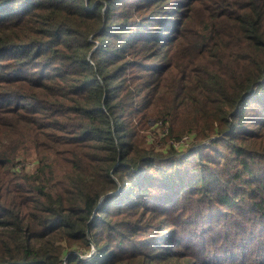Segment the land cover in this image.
Masks as SVG:
<instances>
[{"label": "trees", "instance_id": "obj_1", "mask_svg": "<svg viewBox=\"0 0 264 264\" xmlns=\"http://www.w3.org/2000/svg\"><path fill=\"white\" fill-rule=\"evenodd\" d=\"M120 1L0 0V264H62L70 249H89L91 242L94 255L85 260L71 255L67 264H264L263 255H254L255 245L243 247L240 255L218 247L208 252L192 247L190 239L184 246L175 230L124 244L117 219L138 209L162 215L163 202L168 211L176 208L183 189L174 167L185 163L182 150L188 140L194 139L192 150L216 136L211 149L216 156H194L195 185L210 190L204 198L214 193L224 212L237 204L244 216L256 215L264 224V169H251L264 165V150L246 145L263 137L264 112L247 106L252 101L264 106L255 96L264 89V0H209L196 19L203 22L189 32L181 18L196 0H124L126 9L118 13ZM184 37L179 55L186 61L174 63V49ZM152 48L155 56L140 62ZM166 56L172 82L168 76L159 82L166 67L151 64ZM130 67L148 71L138 85L146 87L148 102L137 103V90L120 94V86L126 90L137 80L126 76ZM40 88L42 95L65 89L58 94L65 100L59 111L40 97ZM159 99L165 108L157 110L153 124H169L161 139L165 154L141 146L131 130L132 115L143 108L139 116H148ZM175 109L185 114L176 119ZM252 109L256 113L249 115ZM19 133L38 150L42 165L33 172L18 165ZM218 144L227 148L225 157ZM231 161L242 169L227 173ZM158 163L155 179L148 171ZM152 185L158 193L148 196ZM162 190L174 194L160 195ZM114 241L122 245L112 247Z\"/></svg>", "mask_w": 264, "mask_h": 264}, {"label": "rangeland", "instance_id": "obj_2", "mask_svg": "<svg viewBox=\"0 0 264 264\" xmlns=\"http://www.w3.org/2000/svg\"><path fill=\"white\" fill-rule=\"evenodd\" d=\"M130 4L136 3L137 0H128ZM204 3H209V0H196L193 3V9L190 10L189 8H185L184 15L182 16L181 20L183 24H186L187 32L193 30L194 28L198 27L199 24L203 22L198 20V23L196 22V19L199 18L201 15H203V6ZM127 4H125V1L122 0L117 4L114 8L115 12L122 13L125 11ZM145 5H143L144 7ZM160 6H157L155 8H159ZM199 7V8H196ZM106 8H103V11H105ZM191 13L192 18H188L185 13L188 14ZM141 13V12H139ZM132 19V18H131ZM129 19V20H131ZM79 26V25H78ZM151 26L148 24V29H150ZM189 34V33H187ZM129 34L126 35V37ZM185 40V37L178 42L176 45V48L174 49L173 56L171 60H173L174 63H184L186 61V58H184L182 55H179V50L181 48V42ZM92 41V40H91ZM96 48H93L92 51H94ZM92 51L88 54L87 58L91 62L92 61ZM155 49H149L147 50L145 57L139 59L140 62L144 61H150L155 56ZM178 51V53H177ZM164 51L163 53H165ZM67 54H70V52H66ZM168 56H166V59L164 58H158L157 61L153 62L151 66L157 67L159 65H165L168 66ZM114 69V68H113ZM112 69V70H113ZM127 77H135L137 80L132 81L128 84V88L126 90L121 89L120 86V94L122 96H126V93L128 91L137 90V103L142 104L144 101L148 102V97L146 95V87H138L139 80H145L148 79L149 76L147 75L148 71L142 72L139 69H134L133 67L128 68L127 70ZM168 76V81L172 82V78L169 75L168 69H164L160 76L159 82H162L165 77ZM141 77V78H140ZM154 80L158 77V75L153 76ZM263 90L257 92L255 96H257L260 100H264V94ZM42 89L39 90L40 97L50 103L53 104L58 111L61 109L62 103L65 101L62 97H60L58 94H61L62 92H66L63 88L61 92L57 94H53L49 90L46 91L45 95L41 94ZM148 91V90H147ZM68 97H73L72 94L67 93ZM70 103V102H68ZM157 104H159V107L157 108L154 106V108H150L148 110V116H139L141 113H143V108H139L140 112L137 114H133L132 116H135L131 122V130L137 132L138 134V142L141 144V146L145 147H151L155 146V150L157 153L163 152V154L167 153L166 145H163L164 140H161L166 136V134L169 131V124L168 123H162V120L159 121L157 125L153 124V120L155 119V116L157 114L158 109H164L165 108V102L163 99H159L157 101ZM258 107L262 112H264V106L259 102V104H255L253 101L248 104L247 108L250 109L251 107ZM152 107V106H151ZM128 111H133L134 108H128ZM185 109V108H183ZM172 117L179 118L185 114V111L182 109H175L171 112ZM256 113L255 109H252L248 112L249 115H254ZM59 120L66 124L68 122V119L66 117H63L60 115L59 112ZM180 122L176 120L174 125H179ZM245 127V126H244ZM251 125L247 126V128H250ZM263 132V137L259 140L253 139L254 142H248L246 145H258L262 150H264V126L261 127ZM238 129V128H237ZM254 131H257V128H253ZM188 135V134H187ZM218 137L212 136L210 139H207L203 141L201 144L195 146L194 148L189 149V147L194 142V139L191 141L188 140L186 143V148L182 150L181 153H184L183 157H187L184 161L185 163L177 162L175 164V169L178 171L175 173V179L176 175L178 176V181L182 183V195L181 199L179 201V205L174 206V208L170 211H168L169 206L167 203L163 202L161 204V208L163 209L162 215L158 213V211H151L150 209H138L134 210L128 213H123L117 217L119 221H121V225L119 227L120 231H122L124 235V244L129 243L132 239H139L138 244H141L144 242V238L147 237L148 233L155 234V235H162L160 233L162 229H168L170 231L175 230L176 231V237L182 241L184 246L190 245L191 243L188 242V240H193L192 247L194 248H200V250H216V248L224 253H235L236 255H240L244 253L243 247H246L248 250H251L250 247L255 245L256 251H255V257L261 258L259 256H264V224H261L260 219L255 215L253 217H247L244 216V212L239 211L238 205L235 204L234 208L231 212H224L223 204H221L218 200V198L214 195V193H211V196L208 198H204V195H207V192L210 190H205V188H201L199 185H195L196 179L195 175L198 171L193 172L191 169L196 168L193 166V163L196 164V160L194 156H197L199 154H202L203 152H208L210 156H216L214 152H212L211 149H213L216 146H213V142L217 140ZM188 139V136L185 138ZM196 141H199L195 139ZM257 141V142H256ZM256 142V143H255ZM14 145H18L19 149H21V155H20V162H18L19 166H23L26 168V171L33 172L36 170L37 167L41 166L42 164L39 162V155L38 150L35 145H32L30 141H28L24 136H22L20 133L17 135L16 139L14 140ZM218 149L222 152V156L225 157L227 155V148L223 147L222 144H218ZM196 149V150H195ZM191 153V154H190ZM228 156L231 158H234L235 155L233 153H230L228 151ZM56 157V154H51L50 158L48 160L49 163H53L54 159ZM196 157V158H197ZM193 160V162H192ZM264 162V160H263ZM205 164L211 166L212 163H209L205 161ZM234 162L231 161V166L226 168L227 173H233L236 171H239L242 169L241 166H235L233 167ZM159 163L150 168L148 171L149 174L155 175V179H159L160 175L157 174V169L159 167ZM199 166V165H198ZM197 166V167H198ZM258 167H264V165L254 164L251 165V169L253 171H256V169L263 170L264 168H258ZM169 171H172L174 168H172L170 165L166 167ZM56 173L54 176L61 177L60 170L56 167ZM245 177H249V174H245ZM114 179H116L114 177ZM155 182V181H154ZM184 182V185H183ZM122 185V183L120 184ZM192 187V192L191 188ZM151 191L148 196H151L152 194L156 195L158 193V187L155 185L151 186ZM203 189V190H202ZM241 191V190H240ZM135 193L137 192L134 191ZM160 193V192H159ZM174 194V191L172 192L170 190H162V193L160 195H166L170 196ZM150 205H154V199L152 201H149ZM170 205V204H169ZM117 207H113L112 210H115ZM231 216H230V214ZM247 214V210H246ZM251 215V213L249 214ZM229 218V219H228ZM139 229L138 231L141 233L140 235L137 234L135 229ZM141 229V230H140ZM210 229V230H209ZM209 230L210 232L205 234V237H203V231ZM142 231V232H141ZM148 231V232H146ZM91 233V232H90ZM166 234H163V236ZM152 239V237L150 238ZM184 239V240H183ZM118 241H114L112 243V247H115L118 244ZM260 248V249H259ZM75 249V250H74ZM74 249H70L69 255H76L79 258L85 260L90 258L92 255L96 253L95 243L91 242L90 248H81L78 249V247H74ZM77 249V250H76ZM130 249V247L128 248ZM112 250V249H111ZM110 251V250H109ZM67 256V257H68ZM66 257V258H67ZM65 260L62 262V264H67ZM231 264V263H230ZM243 264V263H241Z\"/></svg>", "mask_w": 264, "mask_h": 264}, {"label": "built area", "instance_id": "obj_3", "mask_svg": "<svg viewBox=\"0 0 264 264\" xmlns=\"http://www.w3.org/2000/svg\"><path fill=\"white\" fill-rule=\"evenodd\" d=\"M66 264V263H65Z\"/></svg>", "mask_w": 264, "mask_h": 264}]
</instances>
